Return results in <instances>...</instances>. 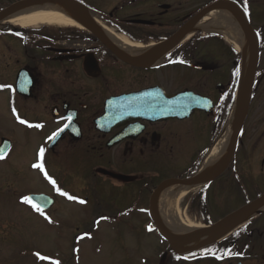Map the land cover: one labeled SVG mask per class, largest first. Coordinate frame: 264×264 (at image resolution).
<instances>
[{
	"label": "flooded vegetation",
	"instance_id": "1",
	"mask_svg": "<svg viewBox=\"0 0 264 264\" xmlns=\"http://www.w3.org/2000/svg\"><path fill=\"white\" fill-rule=\"evenodd\" d=\"M74 1L84 7L75 10L73 19L77 24L25 27L24 42L17 47L2 40L14 28L0 30V97L5 107L12 94L19 97L11 86L24 67V115H33L28 106L39 107L41 103L47 115L37 120L32 116L29 121L51 127L53 133L69 121L75 125L51 139L59 140L58 156L70 159L78 155L89 166L100 165L111 174L121 175L122 179L97 175L109 195L107 204L138 209L137 214L146 210L147 214L151 196L160 183L195 174L202 153L194 140L188 139L195 129L208 128L211 134L220 114L225 113L237 84V52L225 43L211 19L189 40L169 43L215 0ZM229 1L244 12L255 32L260 55L241 133L244 139H239L233 175L225 183L233 185L236 174L252 175V186L264 173V5L260 0ZM3 6L0 3V8ZM136 43L152 44L151 52L132 57L127 45ZM148 88L166 95L190 90L210 99L211 104L183 120L112 121L108 117L101 130L96 128L95 119L112 110L105 105L108 99ZM190 145L195 147L193 152ZM257 151L259 168L254 155ZM78 182L69 183L80 187ZM244 226L216 241L212 249L188 256L185 263L264 264V225Z\"/></svg>",
	"mask_w": 264,
	"mask_h": 264
},
{
	"label": "rangeland",
	"instance_id": "2",
	"mask_svg": "<svg viewBox=\"0 0 264 264\" xmlns=\"http://www.w3.org/2000/svg\"><path fill=\"white\" fill-rule=\"evenodd\" d=\"M259 3L261 6L264 5V0H260ZM14 38V36L13 38L2 37V40L8 41L17 47L19 43ZM23 103L24 100L22 102L19 99L16 101L19 112L12 115V113H8L9 103L6 104V108L3 105L4 98L0 97V135H2L0 137H8L12 139L13 143L12 149L6 155V158L0 160V264H55V262H58V264H142V258H147L146 262L148 264H187L185 262L175 263L169 256L160 263L159 254L166 249V244L161 245L159 238L154 233L146 234V236L151 235L148 238L143 237L145 235V232L142 231L144 230L143 224L147 222L148 218L144 214H137L134 212L135 210L130 211L129 215L125 217L128 225L135 228L132 232L128 230L129 226L127 224H123L126 231L122 229V234L117 237V232L110 231L109 226L103 222L98 224L99 228L96 232L92 231L89 225L93 216L89 212L95 202L90 198L89 200L86 199L89 193L84 195L81 190L84 187L83 190L88 192V184L78 182L79 187L69 183L68 180L62 177L64 171L72 177L83 174L87 163L81 161L78 156H73L67 163H64L62 158H54L52 162L54 156L47 154L44 162L48 168H45V172L39 175L36 169H32L31 162L35 161L34 155L37 148L44 143V140H38V138H41L46 132L28 131L24 127V123H21L24 120L17 121L15 115L24 119ZM42 106V103L39 107H35L33 104L28 106L29 109L33 110L31 116H34V119H42L47 116L43 113ZM34 109L36 110L34 111ZM25 114L29 115L30 113L25 112ZM228 119V116L226 118L225 116L222 117L223 122L220 124L222 128L224 122ZM220 125L218 124L213 133L220 131ZM207 129H195L188 139L194 140L197 150L207 145L209 139ZM25 130L26 133H24ZM190 143L191 141H188V145ZM54 151L57 153L58 148L56 147ZM63 154H66L65 151L62 152ZM254 155L257 156V167L259 168L260 156H258V151ZM67 165L72 168L67 169ZM237 166L239 167V164ZM228 172L229 170L219 179L225 182L229 177ZM43 174H46L47 180ZM53 176L67 192L81 195V198L84 196L85 203L68 204L58 198V202L53 204L50 210L37 214L30 203L24 202L22 197L27 196L29 193L44 194L50 190L49 183L46 181L50 180L49 178L52 179ZM219 181L218 184L215 183L216 185L209 188L205 199L206 205L203 207L204 209H199L202 218L199 217L198 213L192 212L187 204V198H181L174 214L175 220L177 222L182 221L186 225L207 226L209 219L213 223L239 207L244 202L243 194L231 191L229 188H223ZM257 182L258 186L264 189V173L258 176ZM239 184L241 188L240 180ZM196 191L197 189L192 191L189 197ZM92 193L93 198L99 199L103 203L102 208L109 207L112 210L111 212L129 209L128 206L117 208L113 206V202L105 205L104 197H109V195L106 194L103 184L98 185L96 183V189L93 187ZM254 194L255 192L249 187L246 195L251 197ZM251 223L256 226H261L262 223L264 225V213L257 215L255 218L253 217ZM81 225H84L90 234L83 240H79L78 237L72 235L76 234L79 229L76 231L75 229L81 228ZM82 229L83 227L80 230ZM138 230H141V232ZM141 237H143L142 240ZM72 244L77 247L78 255L76 256L71 255ZM37 253L48 259H40L36 255ZM51 257H54L52 258L54 261L50 260ZM198 264H202V262Z\"/></svg>",
	"mask_w": 264,
	"mask_h": 264
},
{
	"label": "bare ground",
	"instance_id": "3",
	"mask_svg": "<svg viewBox=\"0 0 264 264\" xmlns=\"http://www.w3.org/2000/svg\"><path fill=\"white\" fill-rule=\"evenodd\" d=\"M75 12L72 10L70 5L66 2L59 1L58 2H46L44 4L32 5L27 8H21L16 10L15 12L5 16L0 19V24L10 23L20 27H34L42 24H50V25H74L77 24L73 17ZM211 18L212 23L233 25L231 29H227L223 34V36L228 39L236 49H245L247 35L242 32V29L237 27L235 29V24L233 21H236V18L229 12L222 10H213L208 13L207 16L201 19L199 25L203 24L205 20ZM239 23V21H237ZM240 24V23H239ZM115 42L116 40L113 39ZM131 47L130 55L134 58L141 57L143 55L151 52L152 44L149 46H142L140 43H136L133 45H127ZM248 46V45H247ZM239 92V91H238ZM237 92V93H238ZM239 94V93H238ZM239 96V95H238ZM239 100V97H238ZM233 118V116L231 117ZM231 123H228L226 126L224 133L217 139L216 143L212 145L207 158L203 162V166L201 171L210 172L216 169L219 164L222 163L223 159L226 157V153L229 146V141L231 137ZM190 187L183 184H171L165 187L157 197V210L159 211L160 220L162 224L166 226V228L172 233V235H187L193 232H197L198 229L204 227V225L193 226L191 224L186 225L185 223L177 222L174 218V214L177 211V204L181 198H184L186 194H188ZM264 210V203L256 207L255 211ZM246 214L241 217L236 222L230 223L226 226L220 227L215 231L208 234L206 237L200 241V243L207 242L214 237H217L219 234L226 233L233 226H239L247 218L253 216L255 213ZM215 239V238H214ZM199 244V243H198Z\"/></svg>",
	"mask_w": 264,
	"mask_h": 264
},
{
	"label": "water",
	"instance_id": "4",
	"mask_svg": "<svg viewBox=\"0 0 264 264\" xmlns=\"http://www.w3.org/2000/svg\"><path fill=\"white\" fill-rule=\"evenodd\" d=\"M44 2V1H48V0H24V1H19L18 3L10 6L8 9L0 12V17L6 15L7 13H10L24 5H28V4H32V3H36V2ZM49 1H58V0H49ZM59 1H66L68 2L70 5H72L73 7L80 9L81 7L79 5H77L75 2L69 1V0H59ZM225 7L229 10H231L233 13H236L237 16L242 19L240 13L235 12V10H233L230 6L225 5ZM82 9H80L81 11ZM244 22V21H243ZM244 27L246 29L249 30V27L247 26L246 23H243ZM251 64H250V71L249 74L247 76V80H246V87L245 90H243L242 95H241V100L238 106V110L236 113V117H235V121L233 122V135L231 138V142H230V146H229V150H228V157L226 158V160L224 161V163L222 165H220V168H218L216 171L211 172L209 174H201L198 175L194 178H191L189 180H183L182 183H188V184H201L204 182H209L210 180H212L213 178H215L218 174H221V172L225 169L226 165L228 164V161L231 158V154L234 151V147H235V143H236V137L238 134V131L240 129L241 123L243 122V119L245 117L246 114V109H247V104L249 101V96H250V91H251V83H252V79H253V72H254V67L256 64V60H257V46L254 43L251 44ZM18 91L20 92H24V88H20V86H18ZM189 101V102H187ZM171 102L172 107H171V116H179L180 118L185 117L189 114H191L196 108L199 109L201 107V103H202V99L200 97H198L197 95H194L190 92L188 93H183V94H179L176 95L175 97L169 98L167 101V104L169 105ZM154 104V102H152ZM159 104V103H158ZM147 107L149 106V102L146 103ZM146 107V108H147ZM148 109V108H147ZM140 111H143L142 109H139ZM155 109L151 112H154ZM126 114V113H121V115ZM129 118L135 116L137 114L134 113H128L127 114ZM170 115V114H169ZM126 117V115L124 116ZM102 119H99L98 121L100 122ZM10 143L8 141H2V144L0 145V155H3L9 148ZM166 186L165 183L161 184L160 187L157 188V191L162 190L164 187ZM32 201L40 206L42 209L48 208L49 206H51L50 204H52V200L49 197H46L45 195H30L29 196ZM262 203H264V194L261 195L259 198H257L256 200H254L253 202H250L249 204L243 205V207L233 211L232 213L224 216L221 220H219L218 222H216L215 224H213V226L207 227L205 229L199 230L197 232H195L194 234H191L189 236L186 237H175L173 236L170 231L165 230L164 227H162V225L157 224L158 227V232L160 233V235L165 238L169 244L170 247L172 249L175 248H184L190 245H193L197 242H199L203 237H206L208 234H210L211 232L215 231L216 229L226 226L230 223L236 222L237 220H239L241 217H243L246 214L252 213L253 211H255L256 207H258L259 205H261ZM156 220V219H155Z\"/></svg>",
	"mask_w": 264,
	"mask_h": 264
},
{
	"label": "snow or ice",
	"instance_id": "5",
	"mask_svg": "<svg viewBox=\"0 0 264 264\" xmlns=\"http://www.w3.org/2000/svg\"><path fill=\"white\" fill-rule=\"evenodd\" d=\"M17 35H19V33H17ZM19 119V118H18ZM67 119H71V116H69V117H67ZM21 123H25V121H21ZM37 127H40V125H36ZM66 127H67V125H65ZM58 131H60V130H57V132ZM57 135V133L56 132H54L53 134H52V136L51 137H49V139L51 140L54 136H56ZM43 153H44V149L43 148H40V150H39V153H38V155L40 156V157H42L43 156ZM0 158H3V156L2 155H0ZM33 167L34 168H39V169H41L42 171H43V165H42V163H36V164H34L33 165ZM50 180H51V178H49ZM53 184H55V181L54 180H52L51 181ZM57 191L59 192L60 190L57 188ZM62 195H67V193H61ZM70 199L72 198V197H69ZM22 200L24 201V202H26V203H32V199L30 198V197H28V196H24V197H22ZM81 202H83V201H81ZM35 209H36V211H38V212H40L41 211V208L38 206V205H36V204H33L32 205ZM40 259H42V260H44V259H48L47 257H44V256H40V254L39 253H37L36 254ZM55 264H58V262H55Z\"/></svg>",
	"mask_w": 264,
	"mask_h": 264
}]
</instances>
